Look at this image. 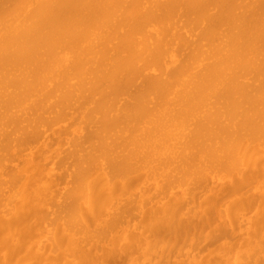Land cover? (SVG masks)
Listing matches in <instances>:
<instances>
[{
    "label": "bare ground",
    "instance_id": "obj_1",
    "mask_svg": "<svg viewBox=\"0 0 264 264\" xmlns=\"http://www.w3.org/2000/svg\"><path fill=\"white\" fill-rule=\"evenodd\" d=\"M0 264H264V0H0Z\"/></svg>",
    "mask_w": 264,
    "mask_h": 264
}]
</instances>
